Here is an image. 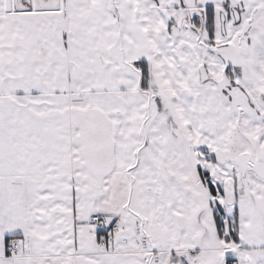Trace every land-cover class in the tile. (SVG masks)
Wrapping results in <instances>:
<instances>
[{
  "label": "snow or ice",
  "instance_id": "obj_1",
  "mask_svg": "<svg viewBox=\"0 0 264 264\" xmlns=\"http://www.w3.org/2000/svg\"><path fill=\"white\" fill-rule=\"evenodd\" d=\"M0 264H264V0H0Z\"/></svg>",
  "mask_w": 264,
  "mask_h": 264
}]
</instances>
